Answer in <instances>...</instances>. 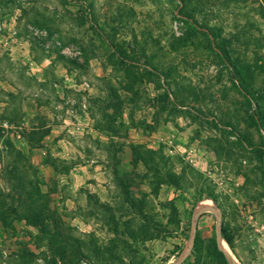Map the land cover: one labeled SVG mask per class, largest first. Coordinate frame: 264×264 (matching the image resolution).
I'll return each mask as SVG.
<instances>
[{
  "label": "rangeland",
  "instance_id": "rangeland-1",
  "mask_svg": "<svg viewBox=\"0 0 264 264\" xmlns=\"http://www.w3.org/2000/svg\"><path fill=\"white\" fill-rule=\"evenodd\" d=\"M0 204V264H264V0H0Z\"/></svg>",
  "mask_w": 264,
  "mask_h": 264
},
{
  "label": "bare ground",
  "instance_id": "bare-ground-1",
  "mask_svg": "<svg viewBox=\"0 0 264 264\" xmlns=\"http://www.w3.org/2000/svg\"><path fill=\"white\" fill-rule=\"evenodd\" d=\"M205 211H211L216 215V217L218 216L217 208L215 207L214 203H212L208 198H201V199H198L193 206L192 222H194L196 220V218ZM192 234H193V229H191V231H190L189 240L186 242V245L184 247V250L181 253L180 258L185 256L187 254V252L189 251L190 245L192 242V237H193ZM214 235H215V241H216V244H217L219 250H221L223 252V254L227 257L229 262L231 264H239L235 260V258L232 257L230 248H229L227 242L222 237V234L220 232V226L218 225L217 222H216V225L214 227Z\"/></svg>",
  "mask_w": 264,
  "mask_h": 264
},
{
  "label": "trees",
  "instance_id": "trees-1",
  "mask_svg": "<svg viewBox=\"0 0 264 264\" xmlns=\"http://www.w3.org/2000/svg\"><path fill=\"white\" fill-rule=\"evenodd\" d=\"M13 178H14V179H17V178L14 177V176H13ZM0 205H3V204H0ZM20 205H21L20 210L26 213V214H22V215H26V216H28L30 213L27 212V211H28L27 206L22 205V203H21ZM193 206H194V205H192L191 210H190V212H189L188 215H187V220H186V223H185V226H184V229H185L186 231H188V229H189V227H190V224H191V217H192V209H193ZM11 210H12V211L17 210L16 206L12 207ZM24 219H25V220H28L26 217H25ZM35 225H36V224H35ZM220 232H221L222 237L224 238V240L227 242L228 246H229V247H232V244H231V243H232V241H231V237H230V235L228 234L227 229H226V227H225V225H224L223 223L220 224ZM42 233H47L45 224H44V227L42 228ZM186 237H187V235H186ZM187 238H188V237H187ZM214 239H215V238H214ZM195 240H196V238H194V242H195ZM51 241H52V240H51ZM48 244H49V246L51 247V251H53V252L55 253V246H54V248H52V244H51V245H50V243H48ZM53 245H54V244H53ZM215 245H216V242H215ZM216 247H217V245H216ZM218 251H220V253L222 254L223 259L226 261V258H225V255L223 254V252H222L221 250H219V249H218Z\"/></svg>",
  "mask_w": 264,
  "mask_h": 264
},
{
  "label": "crops",
  "instance_id": "crops-1",
  "mask_svg": "<svg viewBox=\"0 0 264 264\" xmlns=\"http://www.w3.org/2000/svg\"><path fill=\"white\" fill-rule=\"evenodd\" d=\"M205 212H207V211H205ZM204 213V212H203Z\"/></svg>",
  "mask_w": 264,
  "mask_h": 264
},
{
  "label": "water",
  "instance_id": "water-1",
  "mask_svg": "<svg viewBox=\"0 0 264 264\" xmlns=\"http://www.w3.org/2000/svg\"><path fill=\"white\" fill-rule=\"evenodd\" d=\"M191 219H192V217H191Z\"/></svg>",
  "mask_w": 264,
  "mask_h": 264
}]
</instances>
